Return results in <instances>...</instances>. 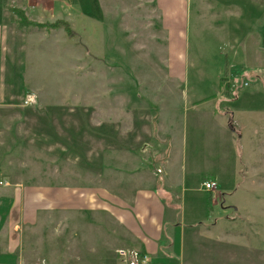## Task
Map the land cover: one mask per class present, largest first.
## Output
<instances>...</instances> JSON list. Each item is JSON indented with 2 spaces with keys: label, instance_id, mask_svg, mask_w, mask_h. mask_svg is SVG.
Instances as JSON below:
<instances>
[{
  "label": "crops",
  "instance_id": "crops-1",
  "mask_svg": "<svg viewBox=\"0 0 264 264\" xmlns=\"http://www.w3.org/2000/svg\"><path fill=\"white\" fill-rule=\"evenodd\" d=\"M53 1L48 0L43 5L53 7ZM129 1L96 0V14L92 17L81 10L79 21L93 23L96 37L103 38L104 43L105 38L126 37L122 34H127L131 28L130 17L120 14L117 7L128 5ZM154 4L167 40V47L158 50L168 54L169 61L166 63L168 72L162 78L145 83L147 93L124 95L115 101L111 98L108 109H104L102 100L101 107L96 104L91 115L81 106L78 110H57L53 106L46 112H50L57 136L47 132L48 136L36 138L49 147L51 158L37 157L30 163L34 168L30 171L25 168L28 163L6 152L10 149L0 138V181L7 182L0 184V264H30L38 260L33 254L34 243L42 231L55 222L61 223L64 264H122L117 256L120 248L147 253L150 264H195L197 255L188 252L189 246L182 239L186 211L190 212L188 220L192 222L200 221L203 215L213 219L221 199L239 194V187L231 193L217 188L206 191L202 187L208 180L216 181L219 186L228 163V147L232 141L240 144L244 134L241 132L235 137L237 130L229 126V119L233 117L235 121V113L239 112L238 109L235 112L222 110L221 105L228 98H223L226 94L222 92V83L216 79L218 75L210 83L196 73L194 88H185L186 82H190L184 75L189 10L193 0H154ZM247 4L264 12V0L198 2L197 36L205 30L202 13L206 10L208 30L219 35L226 33L222 38L231 40L226 43L219 40L220 46L239 45L238 49L242 50L245 45H254L256 54L264 56V17L252 32L250 27L256 18L245 13ZM107 6L113 7L114 12L108 14ZM7 8L0 5V103L19 102L26 91H31L29 81L23 76L18 80L11 77L10 66L24 67L27 60L33 61L36 53L24 40L40 38L38 33L16 29ZM21 8L27 15V11H31ZM41 17L44 15L31 18L40 22ZM57 20L68 22L66 17ZM233 20L237 24L232 32ZM57 29L51 31L56 32L58 39L46 41L56 51L53 60L64 63L67 54L69 64L70 38L63 28ZM39 48L49 50L42 58L51 56L50 49ZM78 55L81 68L87 63L86 53L78 49ZM163 88L167 91L165 95L160 92ZM83 103L85 106L86 102ZM37 116L43 119L44 110L38 111ZM2 132L0 128V134ZM34 134L38 135V131ZM60 163L62 170L57 168ZM205 163L208 166L204 169L197 167ZM12 166L18 168L12 171ZM39 166L42 167L39 169ZM193 174H200L201 179L196 191L206 193H187L186 181ZM202 198L207 202L203 208L197 205L202 204ZM231 207L240 212L239 206ZM216 228L218 222L212 224V229L200 225L193 231L194 238H188L189 245ZM52 229L57 231L59 224ZM229 238L222 236L215 242L236 249L245 246L242 237ZM193 247L197 250L198 245ZM227 255L223 258L229 263L241 259L231 254L229 259ZM198 257L199 262L207 261V254L203 252ZM47 258L50 262L59 260L55 255Z\"/></svg>",
  "mask_w": 264,
  "mask_h": 264
},
{
  "label": "rangeland",
  "instance_id": "rangeland-1",
  "mask_svg": "<svg viewBox=\"0 0 264 264\" xmlns=\"http://www.w3.org/2000/svg\"><path fill=\"white\" fill-rule=\"evenodd\" d=\"M95 1L54 0L55 5L48 8L43 5L48 0H0V5L8 7L7 11L16 29L17 27L26 29L28 33H38L37 36L43 38V42L40 38L24 40V44L27 43L32 48V52L36 53L33 61L27 60L24 67L10 66L11 77L18 80L23 76L25 81H29L28 90L35 93L26 91L19 102L8 100L0 103V128L3 130L0 138L4 142L3 145L10 149L6 152L28 163L25 168L29 171L34 169L30 163L38 159L37 157L51 158L49 147L41 140L37 142L36 138L48 136L49 133L57 136L51 125L50 112H46L53 106L57 110H78L81 106L89 110L91 115L96 104L101 107L102 100L104 109H108L111 98L115 101L116 98L124 95L141 96L147 93L145 83L151 80L158 81L168 72L166 63L169 61V55L159 53L158 50L167 47V40L160 28L159 12L154 0H131L128 5H119L117 9L120 14L130 17L128 23L131 28L127 31L128 35L122 34L126 37L105 38L106 43L103 42V38L96 37L93 23L89 25L82 20L79 21L78 15L81 10L91 14L92 17L96 14ZM201 1L193 0L194 4H190L185 50L187 67L184 75L190 82H186L185 88L188 90L194 88L193 76L196 73L206 77L210 83H213V79L218 75L216 79L222 83V92L226 94L223 98H228V101L221 105L222 110L232 109L235 112L238 109L239 113H235V121L233 117L229 119V126L237 130L235 137L241 132L244 137L240 140V144L232 141L229 145L228 163L224 167L222 179L217 187L224 193H231L239 187V194L234 198L221 199L212 215L213 219L203 215L200 221H189L190 212L187 210L184 224L186 230L182 239L184 238L185 245L189 246L188 252L197 255L194 258L197 262L195 264H264V56L256 54L254 45H245L242 50L238 49L239 45L220 46L219 40L225 43L231 40L222 38L226 33L219 35L216 31L208 30L206 10L202 13L205 30L197 36V14L200 13L198 2ZM21 7L31 11H27V15ZM11 8L21 9L22 14L13 12ZM41 9L42 12L39 11ZM244 9L245 13L256 18L250 27L252 32L256 31L262 22L264 12L249 4ZM106 10L110 14L115 9L107 6ZM40 14L44 17H41L39 23L53 24L56 19L62 17L68 19L70 24L68 22L67 24L69 27L71 25L70 29L72 28L71 33H68L64 26L57 28H63L70 38L71 50L68 58L71 63H67V54L64 63L58 59L53 60L52 56L56 55V51L46 40L58 39L56 32L51 31V29L58 30L57 28L37 27L23 22L24 17L36 22L39 19L32 18L39 17ZM247 20L249 21L250 18ZM236 24L237 21L233 20L232 32L235 31ZM220 25H223L222 21ZM262 37L264 41V33ZM39 47L50 49L51 56L42 58L49 50H42ZM78 49L86 53L87 63L81 68L78 66L82 64L77 62ZM28 92L36 95L35 103H25ZM160 92L165 95L166 88ZM83 102H86L85 106ZM40 110H44L43 119L37 116ZM37 131L38 135H35ZM205 166L207 167L208 164L197 165L200 169H204ZM17 168L12 166L10 170L15 171ZM57 168L62 170L63 165L60 163ZM26 176L29 177L28 174ZM186 182L187 193H190L189 191L206 193L196 191L201 184L200 174L190 175ZM197 205L203 208V205L207 206V202L202 198V204L198 202ZM233 205L240 207L239 213L231 207ZM221 208L226 209L221 210ZM216 222L218 228L210 235L200 236L189 245L188 238H194V229H198L200 225L212 229V224ZM58 224L59 229L53 230V225L58 226ZM53 225H49V228L43 230L36 239L33 254L39 259L30 264H64L61 256L63 240L61 223L55 222ZM222 236H230L229 239L240 236L245 246L236 249L216 243L215 241ZM194 244L198 245L197 250H194ZM246 246L248 249L245 248ZM223 251L228 252L229 255ZM202 252L207 254V261L199 262L198 256ZM230 254L240 256L241 259L236 263H229L223 256L227 255L226 257L230 259ZM52 255L59 260L48 261L47 257Z\"/></svg>",
  "mask_w": 264,
  "mask_h": 264
},
{
  "label": "built area",
  "instance_id": "built-area-1",
  "mask_svg": "<svg viewBox=\"0 0 264 264\" xmlns=\"http://www.w3.org/2000/svg\"><path fill=\"white\" fill-rule=\"evenodd\" d=\"M36 102L35 94H27L25 103L32 104ZM0 184L7 182L0 181ZM202 187L206 191H214L217 188V182L214 180L204 181ZM117 256L122 264H150V256L135 248H120L117 250Z\"/></svg>",
  "mask_w": 264,
  "mask_h": 264
},
{
  "label": "trees",
  "instance_id": "trees-1",
  "mask_svg": "<svg viewBox=\"0 0 264 264\" xmlns=\"http://www.w3.org/2000/svg\"><path fill=\"white\" fill-rule=\"evenodd\" d=\"M11 10L13 12H16V13H21L22 14V10L21 9H17V8H11ZM21 10V11H20ZM24 17V15H23ZM22 17V19H23ZM25 24H28V25H34V26H37V27H48V28H57V27H60V26H64L65 30L68 32V33H71V29L69 27V25L67 24V22H63V21H56L55 23L53 24H45V23H39V22H32V21H29L27 20L25 17H24V21H23Z\"/></svg>",
  "mask_w": 264,
  "mask_h": 264
}]
</instances>
